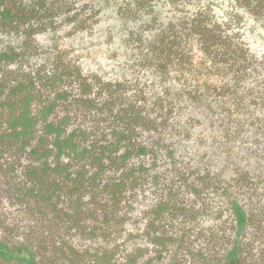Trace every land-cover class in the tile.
<instances>
[{
    "label": "trees",
    "instance_id": "obj_1",
    "mask_svg": "<svg viewBox=\"0 0 264 264\" xmlns=\"http://www.w3.org/2000/svg\"><path fill=\"white\" fill-rule=\"evenodd\" d=\"M154 1L0 0V33L25 37L19 51L0 55V160L15 167L4 172V191L28 208L32 223L29 239L0 249L4 259L149 264L157 260V238L188 239L190 229L174 237L157 235V220L168 224L172 215L182 225L198 217L199 209L194 214L175 198L160 201L165 206L160 211L157 193L150 198L152 191L147 192L157 185V161L182 156L175 153L176 144L190 138L192 126L181 123L188 115V120L207 118L205 126L219 130L211 131L214 139L204 137L189 161L213 167L222 155L219 173L197 177L215 179L216 189L226 194L222 225L229 222L236 231L243 225L233 240L242 242L239 258L250 254L253 263L264 264V0H228L227 9L214 0H157L173 13L166 24L160 13L144 18L155 11ZM112 3L125 21L127 42L157 54V71L165 82L157 101L141 99L142 87L129 95L132 87L126 82L106 81L84 71L83 60L66 58L71 37L100 29L103 11ZM133 22L136 29L130 27ZM46 32L62 34L39 52L35 35ZM197 53L203 68L198 74L192 71ZM40 57L44 64L34 67ZM19 60L29 65L24 77L8 68ZM183 76L185 84L179 82ZM189 107H201L202 113L190 115ZM187 147L181 144L184 153ZM197 192L204 194L201 188ZM204 199L209 209L206 194ZM164 214H169L165 220ZM132 225L141 231L133 234L127 228ZM231 234L223 226L203 237L219 244ZM142 239L153 247L141 245ZM244 243L250 248L245 255ZM144 248L146 253L138 250ZM178 254L171 257L178 260ZM216 254L214 249L211 256Z\"/></svg>",
    "mask_w": 264,
    "mask_h": 264
},
{
    "label": "rangeland",
    "instance_id": "obj_2",
    "mask_svg": "<svg viewBox=\"0 0 264 264\" xmlns=\"http://www.w3.org/2000/svg\"><path fill=\"white\" fill-rule=\"evenodd\" d=\"M214 1L218 5V8L227 9L228 0ZM152 8H154L155 11L153 10L152 13L145 14L144 18L146 20L150 19L152 15H156L157 13H160V16L165 24L171 20V15L173 13L168 11L167 6L162 5V3L157 5V0H155ZM103 12H105L106 15L102 18V21L99 24L100 29H95L91 34H87L84 37H71L74 44L72 47L68 48V54L66 56L67 60H71L72 63H77L80 60H83L82 66L84 71L92 73L93 75H100L102 76V79L106 81L126 82L127 85L132 87L127 92L129 95L132 94V89L142 87L145 94L142 95L141 99L157 101V93L161 90L162 86L165 85L164 80H162V76L157 71V54L149 52L147 48L145 50H141L136 41H132L130 44L127 42L128 36L124 28L125 21L117 16V6L115 3L107 6ZM134 24L135 22H133L130 27L135 26ZM111 26L114 32L111 31ZM137 26L138 25L136 24V27ZM136 27L132 28L136 29ZM155 31L156 30L152 33ZM59 34L62 33L59 32L55 34L46 32L35 35V41L38 45L37 50L42 52L43 48L51 44L52 39L57 38ZM146 35L149 36V33L147 32ZM149 38L151 37L149 36ZM23 41H25V37L23 36L0 33V55H4L6 51L10 52L11 49L13 51H19L18 47L20 45H25ZM150 42L154 43L156 41ZM61 43L62 42L59 40L58 44L60 45ZM254 46H256L255 43ZM41 57L36 59L37 63L35 64L37 65L34 67H41L40 64H44V59ZM194 59L195 63L194 67L192 66V71L195 73L194 69H196V74H198L200 70L203 69L200 68V64L202 62L201 54L197 53L194 56ZM34 62L35 61H33L31 65ZM17 65L19 67H17ZM188 67H190V65H186V68ZM8 68L17 69L20 72L19 77H24L26 75L24 74L25 71H29L28 62H20V60L12 64L10 63ZM186 68L185 75H190V71ZM177 75L178 77L181 76L180 74ZM213 79L216 80V77ZM177 82L178 80L173 79L172 84L177 86ZM179 82L185 84L188 82V78L183 76L179 79ZM184 95L186 98V94ZM156 106L153 108L156 110L153 115H157ZM187 112L190 115H194V113L197 112L202 113V108L189 107L187 108ZM201 115L202 114H200V116ZM181 123L188 127L192 126V129L190 130L191 134H189V140L181 143L188 145L187 153L183 152L181 144H176L178 150L175 153L181 154V157H178L175 160L169 158L165 162H160L158 160L157 168H155V173L157 175V178L155 179H157V185L155 186L154 184V186H152L151 189H148L147 192L149 190L152 191L150 193L148 192V196L150 198L154 197L155 193H157V205H160V211L161 207H165L159 204L160 201L164 199L174 200L176 198L178 205L182 203L181 205H183V207L191 209L194 214L196 213V209H199L200 214L198 217L196 215L195 218L194 216L190 217L189 220L185 221L182 225H179V222L173 218L174 216L169 214H164L163 218V220H165V218L169 215L167 220L168 224L157 220V235L174 237L178 233H184L186 229H190L191 232H189L190 237L185 239L184 242L175 243L171 240L162 242L161 238H157V260L151 261L149 264H155L156 261V264H255L251 260L250 254L246 259H241V257L239 258L240 254L237 251L240 249L239 244L242 242L238 240V244L236 241H233L236 236V232L238 234L241 233V227L243 225L241 224L237 231L234 227L235 225L231 226L229 222L222 225L223 221L227 217V213L225 211V207L227 206L226 194L220 193L216 189L215 179L206 177L203 180L202 177H197L200 173L204 175L208 172L219 173L221 170L219 163L222 159V155H220L218 162H216V165L213 167H208L202 162L194 164L192 161H189V157L192 155V152L200 143H202V141H205L204 137L210 136L209 140H211V138L214 139L211 131L219 130H217L216 127H206L205 125L208 124L207 118H202L201 121L193 120L192 118L188 120V115H183ZM146 136L147 133L143 131V138L145 139ZM152 139L153 138H151V140ZM210 144L211 142H209V145ZM216 144L217 145H214L215 147L219 146L218 143ZM220 148L219 150L222 149ZM13 168L15 167H12L11 163H5L2 159L0 160V249L6 247L11 249L12 247L16 248L20 243L29 237V230L32 225V223L28 220L30 216L27 213L28 208L26 209L24 204L19 203L18 200L14 198L12 193L4 191L6 186L4 172L10 173ZM231 170L234 172L235 169L232 168ZM217 180L221 181V183L218 184H223V181L220 178ZM199 188L202 189V193L206 194L208 201H210L209 209L205 204L204 194L199 195L197 192ZM147 201L148 200H145V203ZM170 210L171 209H169V211ZM158 214L159 213L157 212V215ZM237 214V216L241 219L242 214L239 210H237ZM223 226H228V228L231 229V236H233L232 239L228 240L227 243L219 242L218 244L210 242L212 240L211 236H209L207 241L206 237L211 232H215L218 228H223ZM127 228L133 234L141 231L139 225H132ZM203 234L206 235V237H203ZM198 235H201L200 238L192 242L194 237H197ZM143 236L142 238H146L145 235ZM144 240L145 239L140 240L141 245L145 244V246H148L149 248L153 247L149 242H145ZM187 243H190L191 246L187 245ZM245 245L246 243L242 244V251L244 250V255L250 251L249 246ZM131 248L132 245H129V251ZM214 249L217 251V254L211 256ZM98 250H100V252L102 251L101 248ZM138 250L142 251L141 253H146L145 248ZM177 252L179 254L181 253L177 256L179 258L178 260L171 257V255ZM236 253L237 258L235 259L233 256ZM220 254L223 256H221V259H219L220 256L218 257ZM0 264L18 263L8 258L4 259L0 255ZM128 264H139V261L138 263L130 262Z\"/></svg>",
    "mask_w": 264,
    "mask_h": 264
}]
</instances>
